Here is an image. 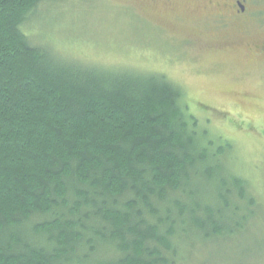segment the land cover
<instances>
[{"label":"trees","instance_id":"16d2710c","mask_svg":"<svg viewBox=\"0 0 264 264\" xmlns=\"http://www.w3.org/2000/svg\"><path fill=\"white\" fill-rule=\"evenodd\" d=\"M45 1L0 0V264H186L188 239L244 229L232 143L163 74L35 44Z\"/></svg>","mask_w":264,"mask_h":264},{"label":"rangeland","instance_id":"374dc122","mask_svg":"<svg viewBox=\"0 0 264 264\" xmlns=\"http://www.w3.org/2000/svg\"><path fill=\"white\" fill-rule=\"evenodd\" d=\"M212 7L210 0L45 1L27 34L86 63L177 84L198 128L232 143L229 165L255 198L244 229L219 241L188 239L186 264H264V0L250 1L246 20Z\"/></svg>","mask_w":264,"mask_h":264},{"label":"flooded vegetation","instance_id":"af4514ba","mask_svg":"<svg viewBox=\"0 0 264 264\" xmlns=\"http://www.w3.org/2000/svg\"><path fill=\"white\" fill-rule=\"evenodd\" d=\"M251 0H210L216 15H230L235 19L246 20L250 16ZM264 51V47L261 48Z\"/></svg>","mask_w":264,"mask_h":264}]
</instances>
